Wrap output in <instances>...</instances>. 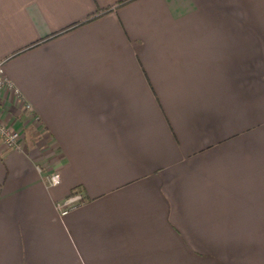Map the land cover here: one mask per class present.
I'll return each instance as SVG.
<instances>
[{
  "label": "crops",
  "instance_id": "obj_1",
  "mask_svg": "<svg viewBox=\"0 0 264 264\" xmlns=\"http://www.w3.org/2000/svg\"><path fill=\"white\" fill-rule=\"evenodd\" d=\"M0 63V264H264V0H0Z\"/></svg>",
  "mask_w": 264,
  "mask_h": 264
},
{
  "label": "built area",
  "instance_id": "obj_2",
  "mask_svg": "<svg viewBox=\"0 0 264 264\" xmlns=\"http://www.w3.org/2000/svg\"><path fill=\"white\" fill-rule=\"evenodd\" d=\"M4 71V67L2 63H0V89L13 90L14 85H12V83L5 77ZM14 92L18 96H20L18 90L14 89ZM23 104L29 112L32 111V105L30 103L23 101ZM0 139L3 140L4 144H6L7 147L17 148L18 146H20L19 142L21 139V134L19 130L14 129L7 124L0 123ZM60 181L61 175L58 172H50L45 175L44 183H46L50 187L59 185ZM84 202L85 197L83 196V194H81V192L76 194L72 193L65 197L63 200L57 201L55 207L61 215H65L77 206H82Z\"/></svg>",
  "mask_w": 264,
  "mask_h": 264
},
{
  "label": "rangeland",
  "instance_id": "obj_3",
  "mask_svg": "<svg viewBox=\"0 0 264 264\" xmlns=\"http://www.w3.org/2000/svg\"><path fill=\"white\" fill-rule=\"evenodd\" d=\"M188 156L189 155H187V157H183L182 159H183V161H187L188 162ZM38 171H41L42 170V168H41V166L40 165H38ZM42 173H43V183L45 182V175L46 174H48V173H50V172H58L59 173V171L57 170H52V171H46V172H44V171H41ZM60 174V173H59ZM187 179V178H186ZM61 181H62V177H61ZM61 183V182H60ZM45 185L47 186V187H49V188H51L50 186H48L46 183H45ZM58 186V185H57ZM174 186V183L173 184H167L166 185V187H173ZM55 187V186H54ZM180 190H182V187H180ZM57 201L58 200H56L54 203H55V205H56V203H57ZM60 201V200H59ZM181 202H182V205H183V208H186L185 210L183 209L181 212H180V221H182V222H187V221H189L190 220V212H189V208H187V207H189L188 206V203H189V200H188V195L187 194H184V195H182V200H181ZM198 217H199V222H201L202 224H204V213H198ZM188 228H181L180 230L184 233V232H186L187 234H188V232L186 231ZM194 230V229H193ZM195 236L197 237V239H198V241H197V243L195 244V246L192 248V250H195V252L197 251V252H201V249H202V245L200 244V238L202 239L203 237H204V235H205V228H204V226H202V227H198V228H196V231H195ZM203 248H204V245H203ZM201 255H203V253H201Z\"/></svg>",
  "mask_w": 264,
  "mask_h": 264
},
{
  "label": "trees",
  "instance_id": "obj_4",
  "mask_svg": "<svg viewBox=\"0 0 264 264\" xmlns=\"http://www.w3.org/2000/svg\"><path fill=\"white\" fill-rule=\"evenodd\" d=\"M76 193H80V191H75V192H73V194H76ZM72 194V193H71Z\"/></svg>",
  "mask_w": 264,
  "mask_h": 264
}]
</instances>
